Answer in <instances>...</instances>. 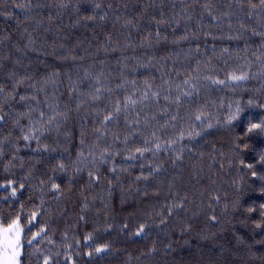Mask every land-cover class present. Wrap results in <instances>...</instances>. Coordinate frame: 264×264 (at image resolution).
Masks as SVG:
<instances>
[{
  "label": "trees",
  "instance_id": "obj_1",
  "mask_svg": "<svg viewBox=\"0 0 264 264\" xmlns=\"http://www.w3.org/2000/svg\"><path fill=\"white\" fill-rule=\"evenodd\" d=\"M0 117L20 264H264V3L0 0Z\"/></svg>",
  "mask_w": 264,
  "mask_h": 264
},
{
  "label": "rangeland",
  "instance_id": "obj_2",
  "mask_svg": "<svg viewBox=\"0 0 264 264\" xmlns=\"http://www.w3.org/2000/svg\"><path fill=\"white\" fill-rule=\"evenodd\" d=\"M11 228L10 233H5L4 230ZM5 235L10 236L15 241V261L16 264H20V256L22 253V237H23V228L20 225L19 221H15L9 225H1L0 224V264H4L5 259H11L13 256L12 251H6L3 248V239Z\"/></svg>",
  "mask_w": 264,
  "mask_h": 264
},
{
  "label": "snow or ice",
  "instance_id": "obj_3",
  "mask_svg": "<svg viewBox=\"0 0 264 264\" xmlns=\"http://www.w3.org/2000/svg\"><path fill=\"white\" fill-rule=\"evenodd\" d=\"M259 3H264V0H258ZM233 80H241L244 79V77H240V76H233L232 77ZM0 119H3V117H0ZM260 125L259 124H253L252 128H259ZM25 139H27V137H25ZM159 147V146H157ZM137 151H140L139 149ZM140 231H143V228L140 229ZM5 233H10L11 232V228L5 229L4 230ZM3 248L6 251H12L13 252V256L11 259H5L4 264H16L15 261V252H14V247H15V241L8 235H5L4 239H3ZM99 251V250H98Z\"/></svg>",
  "mask_w": 264,
  "mask_h": 264
}]
</instances>
